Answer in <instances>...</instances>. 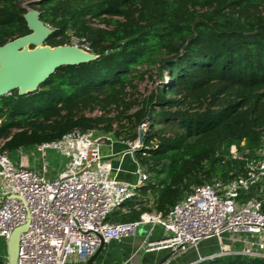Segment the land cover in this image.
Returning <instances> with one entry per match:
<instances>
[{
	"label": "trees",
	"instance_id": "1",
	"mask_svg": "<svg viewBox=\"0 0 264 264\" xmlns=\"http://www.w3.org/2000/svg\"><path fill=\"white\" fill-rule=\"evenodd\" d=\"M27 8L52 30L44 45H63L70 32L94 59L57 68L25 95L0 97L4 149L32 148L72 130L118 138L123 119L133 127L126 139L134 142L135 126L151 108L133 152L146 185L128 212H114L110 221L169 212L192 187L243 171L241 161L227 158L231 146L252 157L261 145L264 0H0V46L30 33ZM149 68L159 84L139 101L128 90ZM195 264L264 259L234 255Z\"/></svg>",
	"mask_w": 264,
	"mask_h": 264
},
{
	"label": "built area",
	"instance_id": "2",
	"mask_svg": "<svg viewBox=\"0 0 264 264\" xmlns=\"http://www.w3.org/2000/svg\"><path fill=\"white\" fill-rule=\"evenodd\" d=\"M63 45L90 53L89 45L70 32ZM106 142L111 144V137L94 130H72L56 141L36 144L29 157L37 154L43 160L39 173L24 155L26 148L16 149L20 161L13 162L0 139V238L7 241L16 228L27 225L19 236L16 264L86 262L101 241L120 242L133 236L138 226H149V234L158 225L164 235L146 242V253L166 250L175 257L216 237L220 251L208 260L234 255L264 259V138L252 157L247 150L241 154L238 147L229 148L227 158L243 163L239 174L194 186L169 212L145 211L128 223L109 219L139 197L137 188L147 174L136 162L138 182L118 180L100 152ZM140 146L139 140L128 142L127 153L133 155ZM49 151L67 159L66 168L53 180L46 178ZM2 263L8 264L7 253Z\"/></svg>",
	"mask_w": 264,
	"mask_h": 264
},
{
	"label": "water",
	"instance_id": "3",
	"mask_svg": "<svg viewBox=\"0 0 264 264\" xmlns=\"http://www.w3.org/2000/svg\"><path fill=\"white\" fill-rule=\"evenodd\" d=\"M28 35L14 39L0 46V97L8 96L13 91L19 95L36 90L57 68L86 63L94 59V55L70 45L49 47L44 42L52 30L40 19L39 12L27 10L23 15ZM32 47V48H30ZM151 117L148 109L147 121ZM141 141V133L138 134ZM27 229V225L16 228L6 241L8 264H16L19 236ZM104 242L101 241L96 252L85 264H93L102 251ZM171 254L164 256L157 264H163Z\"/></svg>",
	"mask_w": 264,
	"mask_h": 264
},
{
	"label": "crops",
	"instance_id": "4",
	"mask_svg": "<svg viewBox=\"0 0 264 264\" xmlns=\"http://www.w3.org/2000/svg\"><path fill=\"white\" fill-rule=\"evenodd\" d=\"M98 135V133H96ZM114 139L111 144H103L100 148L105 147L104 154H101L104 160L108 161L112 168V174L117 179L128 184H136L138 176L136 174L138 165L134 156L127 153L128 142L119 141L113 134L110 135ZM130 142V141H129ZM31 166L32 163L30 162ZM35 167V166H34ZM146 185L144 182L141 186ZM132 201L125 205L124 209L119 211L123 214L128 212V208ZM137 210V208H136ZM149 226H143L138 233L129 238H125L120 242L111 241L104 243L102 251L93 264H157L164 256L169 254L168 251H157L146 253L144 245L148 241L159 240L163 237V229L161 226H155L148 234ZM219 252L216 248L214 238L204 239L195 248L188 249L182 254L168 258L163 264H195L201 259L214 256ZM68 264H85L78 260H71Z\"/></svg>",
	"mask_w": 264,
	"mask_h": 264
},
{
	"label": "rangeland",
	"instance_id": "5",
	"mask_svg": "<svg viewBox=\"0 0 264 264\" xmlns=\"http://www.w3.org/2000/svg\"><path fill=\"white\" fill-rule=\"evenodd\" d=\"M28 9L29 8H27V10ZM30 9H32V8H30ZM142 70H144L143 75L141 77L137 78L133 83L134 84V90H132V89L128 90V93L131 94L133 96V98H135L139 101L143 97L147 96L159 84V79L157 77V70L155 68H149L148 70L142 69ZM133 110L129 111L127 113V115L131 114L133 112ZM94 114H98V112L93 113V115ZM122 123L124 124V127L126 128V130H123L121 132V136H119L117 139H119V141L129 142L126 139L127 134H128L127 130H129L133 127L125 119H123ZM143 124H145V121L141 122L138 126H135V132L137 133V139L135 141H138L139 131L140 130H141V132L143 131L142 130ZM146 128H147V126L145 125L144 131L146 130ZM96 133H98V136H110L112 134V132L105 134V133L99 132V131H96ZM111 139H112V141H114V139L112 137H111ZM106 144H109V142H106ZM105 149H106L105 147H103L101 149V154H104ZM32 150H33V148L24 149V155H28V157H29V151H32ZM47 155L48 156H47L46 161H47V165L49 166V168H48V172L46 174V178L48 180H53L55 177H57V175L62 170H64L66 168L67 159L61 157L58 153H55L52 151H49L47 153ZM9 158L13 162H19L20 161V156L18 155V152L16 149L9 151ZM29 158H30L32 164H35L34 169L37 172L42 173L43 172L42 168H43L44 162L40 158V156L35 154L33 156V158L32 157H29ZM111 221L115 222L113 220H111ZM141 229H143V226H138L136 228L135 234L138 233ZM212 238H214V240L216 241V248L219 249V251H220L221 241L216 237H212ZM5 255H6V241L3 238H0V262L4 261ZM204 259H206V258H204ZM206 260H208V259H206ZM205 263H207V262H205Z\"/></svg>",
	"mask_w": 264,
	"mask_h": 264
}]
</instances>
